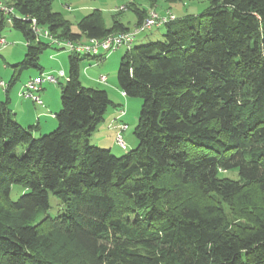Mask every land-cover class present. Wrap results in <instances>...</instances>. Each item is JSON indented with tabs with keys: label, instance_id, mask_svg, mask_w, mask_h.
<instances>
[{
	"label": "trees",
	"instance_id": "1",
	"mask_svg": "<svg viewBox=\"0 0 264 264\" xmlns=\"http://www.w3.org/2000/svg\"><path fill=\"white\" fill-rule=\"evenodd\" d=\"M2 3L13 13L0 11V38L10 26L26 39L6 95L23 71L42 73L52 44L35 30L70 42L129 30L93 11L74 33L51 0ZM207 3L120 59V93L142 102L136 147L120 157L89 142L112 102L80 83V63L102 59L68 54L48 135L0 101V264H264V0ZM130 9L136 26L147 17Z\"/></svg>",
	"mask_w": 264,
	"mask_h": 264
},
{
	"label": "rangeland",
	"instance_id": "2",
	"mask_svg": "<svg viewBox=\"0 0 264 264\" xmlns=\"http://www.w3.org/2000/svg\"><path fill=\"white\" fill-rule=\"evenodd\" d=\"M4 0H0L3 2ZM52 1V10L54 12H59L63 17L69 21L71 24V31L76 33L78 29L76 24L83 19L86 15L92 13L93 11H99L103 24L106 27H110L113 23V19L116 17L122 24L126 27H131L136 21V16L133 11L130 9L131 4L141 8L143 10H154L157 14L164 16L166 14H172L176 16L178 20L182 17L188 15H198L202 13L207 7V0H51ZM69 8H66V7ZM127 6L128 9L122 12H119V9ZM135 27V26H134ZM130 30V29H129ZM165 32V27L159 29H153L151 32L146 33L148 36L144 40L139 41L140 38L136 39L133 43V48L140 46L147 41H156L162 38L163 33ZM1 37L4 38L6 42L5 47H0V82L7 84L11 81L12 78V66L21 63L24 60V55L26 51L25 43L26 39L23 35L16 29L6 26L1 32ZM41 42L50 43L48 39L40 36ZM146 40V41H145ZM31 44H34L32 41ZM125 50L119 49L112 53H100L98 56H101L102 61L94 67L97 71V79L91 85L99 89H103L107 92L112 105H110L103 117L102 123L97 127L96 131L91 135L89 142L90 145L95 146L100 149L109 150L111 154L116 157L124 155L126 152L134 149L136 147V139L134 137V128L138 122V116L141 108V100L138 98H128L123 97L119 91L117 84V70L120 64V59L124 55ZM53 54L56 55L55 58L51 57ZM60 54V57L57 58V55ZM93 57V56H91ZM84 59L81 63L85 62ZM62 63V64H61ZM39 64L44 70L54 71V74L61 72L59 69H65L67 75L68 69V53L64 50H57L55 45H52L47 50H45L39 60ZM95 64V62H94ZM81 65H80V73ZM38 71L29 69L25 70L18 77L15 85L10 89L8 95L5 93V89L0 86V101H5L6 97L9 101V108L12 110L14 119L22 127L28 129L31 127V133L33 137H38L42 135H48L53 132L56 127V121L54 120V125L51 129L47 130L49 122L51 119V114L56 111L57 113L61 107L60 103V87L65 84L66 81H61L60 85H50L51 86L49 93L51 98V103L47 101L39 92V96L42 105H38L30 99H24L20 97L19 93L22 88V84H25L29 77L38 76ZM99 75L106 77L107 81L105 83L99 82ZM80 79L85 83L83 75L80 74ZM90 85V84H89ZM21 88L19 89V87ZM85 87V86H84ZM47 88L43 86V89ZM88 88V87H87ZM19 90V92H18ZM58 93L57 98H55ZM49 97V98H50ZM49 103V104H48ZM59 108L57 110L56 107ZM15 111H14V110ZM48 110V112H46ZM119 110L125 112L122 119L115 121V117L118 114ZM54 113V114H55ZM39 114V117H38ZM124 124L127 126V129L121 134L122 139L126 145V151L121 150L115 143V130L109 128V124ZM51 126V125H50ZM230 178H236L234 173L224 174ZM22 194V190L19 187H14L10 193V199L15 201ZM204 199L201 197L197 199V203L203 202ZM49 211L48 214L53 218L57 216L61 211V205L58 200L53 197L51 194L48 196ZM43 215L38 219L41 221Z\"/></svg>",
	"mask_w": 264,
	"mask_h": 264
},
{
	"label": "built area",
	"instance_id": "3",
	"mask_svg": "<svg viewBox=\"0 0 264 264\" xmlns=\"http://www.w3.org/2000/svg\"><path fill=\"white\" fill-rule=\"evenodd\" d=\"M125 10V7L119 9V11ZM0 11L4 15L9 17L13 13V9L4 5L2 2H0ZM175 19V16L170 13L161 16L157 14L156 11L150 10L148 11L147 17L141 22V24L133 27L128 31L112 34L106 36L103 39H89L81 42L60 41L52 38L47 32H41L38 30L35 31L37 34H39V36H43L44 38L48 39L52 45H55L57 47V50H64L68 54H75L79 56H93L97 59H101V56H98L100 53H112L121 48L125 51H130L136 39L140 38L146 33L151 32L153 29H159L165 26L167 23L172 22ZM10 22V19H7V23ZM5 46V40L3 38H0V47ZM98 62L99 61L96 60V63ZM63 79H66V77L62 71L57 72L56 74L42 72L38 76L30 78L25 84H23L19 95L24 99H30L36 104L42 105V102L37 94L42 91L43 86L47 84L58 85L59 80ZM98 80L100 83H105L107 79L105 76H100ZM0 86L2 88H5V84H3L2 82H0ZM122 96L124 97V94H122ZM124 114L125 112L123 110H119L118 116L114 120L119 121L124 116ZM109 128L116 131V145L121 148V150L126 151V145L122 139L121 134L127 129V126L122 123L115 125L113 124V122H111L109 124Z\"/></svg>",
	"mask_w": 264,
	"mask_h": 264
},
{
	"label": "crops",
	"instance_id": "4",
	"mask_svg": "<svg viewBox=\"0 0 264 264\" xmlns=\"http://www.w3.org/2000/svg\"><path fill=\"white\" fill-rule=\"evenodd\" d=\"M66 8H69L68 6L66 7ZM148 11V10H147ZM59 13V12H58ZM176 17V16H175ZM136 22H137V20L134 22V24L131 26V27H127L128 29H132L134 26H136ZM124 25V24H123ZM125 26V25H124ZM126 27V26H125ZM77 33V32H76ZM147 36H148V34H147ZM147 36H143L142 38H140L139 39V41H142V40H144V38H146ZM146 41V40H145ZM51 57H53V58H55L56 57V55L55 54H53ZM60 57V54H58L57 55V58H59ZM94 62H95V64H94ZM100 62V61H99ZM98 62V63H99ZM98 63H96V60H94V59H92V58H86V61L85 62H83V63H80V65H81V70H82V72L80 73V74H82L83 75V79H84V81L85 82H87L88 84H85L81 79H80V77H79V80H80V83L83 85V86H85V87H89V88H96V89H99V88H97V87H95L94 85H91V84H93V83H97V82H94V81H96V79H97V74H98V71L94 68V67H96L97 65H98ZM62 64V63H61ZM59 70H61L63 73H64V75H65V77L67 76L66 75V73H65V69L63 70V69H59ZM68 70V69H67ZM51 71V70H50ZM49 70H44V69H42L41 70V72H49V73H54V71L53 72H50ZM40 73H38V75H39ZM100 76H103V75H99L98 76V78L100 77ZM35 77V76H34ZM34 77H29V78H34ZM62 80H59V83L61 82ZM107 81V80H106ZM90 84V85H89ZM23 85V84H22ZM47 88H45V89H43L42 88V91H41V95L43 96V98H45L47 101H49L50 103H51V98H54V97H50V93H49V90H50V88H51V86L49 85V86H47V85H45ZM44 86V87H45ZM21 88V86L19 87V89ZM103 90V89H102ZM18 92H19V90H18ZM57 96H58V93L56 94V96H55V98H57ZM50 97V98H49ZM49 104V103H48ZM58 106V105H57ZM59 108V106L58 107H56V109L55 110H57ZM14 110V109H13ZM15 111V110H14ZM46 112H48V110L46 111ZM56 111H53V113H51V112H48V113H50L51 114V119H50V121L51 122H49V126H47V127H45V128H47V130H49V129H51L52 127H53V125H54V113H55ZM118 116V114L116 115V117ZM38 117H39V114H38ZM115 117V118H116ZM123 118V117H122ZM121 118V119H122ZM51 125V126H50Z\"/></svg>",
	"mask_w": 264,
	"mask_h": 264
}]
</instances>
